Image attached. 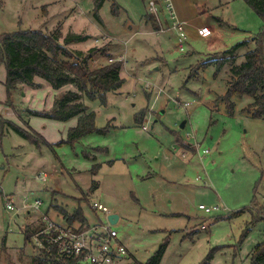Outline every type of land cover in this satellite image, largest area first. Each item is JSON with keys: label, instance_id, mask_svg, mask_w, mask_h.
I'll list each match as a JSON object with an SVG mask.
<instances>
[{"label": "rangeland", "instance_id": "obj_1", "mask_svg": "<svg viewBox=\"0 0 264 264\" xmlns=\"http://www.w3.org/2000/svg\"><path fill=\"white\" fill-rule=\"evenodd\" d=\"M191 1L198 4L183 3L192 15ZM117 3L119 15L112 13L110 0L103 3L99 22L94 0H0V33L61 28L64 36L88 34L68 48L85 54L102 49L94 53L91 68L120 63L124 79L120 89L106 94V103L85 98L96 126L107 128L104 133L70 144L64 129L43 122L48 140L61 132L64 138L38 146L2 127L1 118L12 117L4 108L10 107L6 66L0 64V264H31L44 250L35 235L47 213L35 218L34 208L23 207L26 199L27 204L40 199L42 212L58 204L49 218L60 224L66 220L60 208L80 207L91 224L108 221L106 213L92 209L95 200L119 213L112 228L128 250L124 264L145 263L162 245L160 264H199L216 247L213 264H252V252L264 241V118L244 111L249 96L234 99L233 113L219 99L229 65L218 75L215 64L193 69L257 35L262 18L245 0H199L200 18L211 20V28L222 22L221 31L209 38L188 36L181 50L176 30H157L148 21L152 15L159 23L149 0ZM160 9L167 25L166 9ZM249 49L238 47L237 63ZM66 88L54 96L45 88L36 95L22 85L13 95L16 120L25 127L29 109L50 110ZM96 165L98 173L92 174ZM4 195L13 197L17 210L6 208ZM200 204L219 209L209 213ZM28 227L35 232L26 241Z\"/></svg>", "mask_w": 264, "mask_h": 264}, {"label": "trees", "instance_id": "obj_2", "mask_svg": "<svg viewBox=\"0 0 264 264\" xmlns=\"http://www.w3.org/2000/svg\"><path fill=\"white\" fill-rule=\"evenodd\" d=\"M106 0H94V17L102 22L99 13L100 8ZM112 2V13L119 15L120 5L117 0ZM262 18L264 23V0H245ZM153 27L160 29V24L155 21L154 16H147ZM90 36L88 34L68 32L64 36L61 28L44 31L41 29L26 28L14 32L0 33V64L5 63L6 79L4 85L7 90V105L15 108L13 95L22 85L33 88L41 87L37 78L47 81L52 88L59 90L66 88L55 97L50 110L42 111L29 109L30 116L46 118L56 121H69L77 118V123L67 131L66 142L72 144L85 137L87 134L98 131L104 133L107 128L96 126V113L86 104L85 98L100 99L106 103V94L116 92L124 83L120 75L121 64L110 63L92 69L90 60L94 53L102 49L93 47L87 54L80 50H71L68 45L85 41ZM61 38L63 41L61 42ZM250 42L254 46L245 53V60L237 63L236 51L239 46L247 45ZM221 58H210L193 69L196 73L202 67L210 64L216 65V75L229 65L227 76L226 92L219 96L220 100L226 104L230 113L235 111L236 98L249 96L252 98L244 111L257 118H264V25L262 30L251 39L238 42L230 49L223 51ZM16 109V108H15ZM144 112L141 114L143 115ZM140 118V116H139ZM138 118V119H139ZM22 121V117H20ZM2 127L9 126L26 140L36 144L51 145L46 137L35 130L26 119H23L25 127H22L11 120L1 118ZM61 140L60 143H64ZM59 143V142H58ZM100 165L91 169L92 174H97ZM98 187V182L93 181V189ZM69 224L76 222L82 225L88 224V220L78 207L72 214L60 208ZM236 214V213H235ZM264 219V216H263ZM35 231L30 227L25 229L26 241H29ZM165 246L161 248L145 263L137 261L135 264H160ZM218 247L212 249L210 253L199 264H213L212 260ZM252 264H264V241L258 243L252 252ZM31 264H83L79 259H59L52 252L43 250L35 256Z\"/></svg>", "mask_w": 264, "mask_h": 264}, {"label": "built area", "instance_id": "obj_3", "mask_svg": "<svg viewBox=\"0 0 264 264\" xmlns=\"http://www.w3.org/2000/svg\"><path fill=\"white\" fill-rule=\"evenodd\" d=\"M162 6L167 12V25L165 22H161L159 18ZM148 7L150 12L157 16L161 26L159 30L174 29L178 32L177 44L181 50H184L188 34L185 22L178 17L172 0H149ZM198 34L203 38H209L213 35V31L209 25H203L198 28ZM187 104L189 105V103ZM203 152L206 154L209 149H204ZM4 199L8 210H17L12 196L4 195ZM26 202L27 199L24 200L25 206L35 209L43 204L40 199H36L31 204ZM199 208L210 213L219 209V206L200 204ZM92 209L96 212H104L107 216L111 213L108 206L99 200L92 202ZM76 223H79V226ZM76 223L69 224L66 222L60 224L44 214L42 216V226L37 230L35 239L41 248L52 252L59 259H79L83 264H124L128 257V250L119 240V234L112 228L109 220L86 225H82L80 222ZM205 227L203 224V228Z\"/></svg>", "mask_w": 264, "mask_h": 264}, {"label": "crops", "instance_id": "obj_4", "mask_svg": "<svg viewBox=\"0 0 264 264\" xmlns=\"http://www.w3.org/2000/svg\"><path fill=\"white\" fill-rule=\"evenodd\" d=\"M160 1H162V0H160ZM174 1V3L176 4H174L175 6H176V12H177V14H178V17L181 19V20H183L184 22H185V28H186V31H187V34H188V36L189 37H199L200 35L198 34V28L199 27H201V26H203V25H209V24H211V20H209V19H202V18H200L201 16H200V10H201V6H198L199 5V0H194V2H198V4L196 3L195 4V6H194V4H192V1L191 2H189L190 3V5L192 6V7H194L195 9L193 10V14L191 15L190 14V11H186L187 9H186V5L183 3V0H172V2ZM174 6V7H175ZM190 6V7H191ZM162 13V12H161ZM160 13V15H159V18H160V20H163V21H165V12H163L162 14ZM212 25V24H211ZM221 26H222V22H219V25L218 26H214L213 28H212V31H213V36H214V33H217V32H219V31H221ZM52 29V28H51ZM254 36H256V35H254ZM201 37V36H200ZM253 37V36H252ZM248 39H251V38H248ZM246 46H248V47H250V48H252L253 46H254V43H252V42H250L249 44H247ZM209 54H212V53H209ZM37 81L39 82V83H41V87H39V88H33V90H36L35 91V94L36 95H39V91H42L44 88L45 89H47L48 91H50L51 93H52V96H54V95H56V89H54V88H52V86L47 82V81H45V80H43V79H41V78H37ZM63 89V88H62ZM59 90H61V89H59ZM53 91V92H52ZM53 100H55V97L53 98ZM52 103V102H51ZM52 106H53V104H52ZM5 109H6V111H7V113L8 114H10V115H8V116H11L12 118H10V117H6V120H11V121H13L14 123H16V124H18V125H20V121L19 120H16V119H18V116L16 117V113L14 112V110L12 111L10 108H6V107H4ZM49 108V107H48ZM33 109H37V110H39L38 108H33ZM20 118V117H19ZM5 119V118H4ZM21 120V119H20ZM28 122H29V124L35 129V130H38V131H40L41 133H43V135L45 136V134L46 133H49L50 134V132H47V129L46 130H43V129H41V126H42V123L43 122H46V124L48 125V124H50V125H52L51 127H53V129H54V127H61L62 129H64V132H66L67 133V131H68V129L71 127V126H74L76 123H77V118H74V119H71V120H69V121H56V120H51V119H46V118H40V117H36V116H31V118H29V119H26ZM56 126H55V125ZM46 125V126H47ZM21 126V125H20ZM45 126V127H46ZM67 130V131H66ZM65 133V134H66ZM62 139V138H64V135L62 134V132H61V136H57V137H52V141H50V142H56V141H58V139ZM47 139V138H46ZM54 206L52 207L54 210H55V208L54 207H56V208H58L59 209V206H58V204H53ZM58 206V207H57ZM17 207V206H16ZM23 207H26L25 205H23ZM40 208V207H39ZM38 208V209H39ZM38 209H35L34 208V211H36V216H35V218L36 217H38L39 218V216L42 214V213H47L48 214V216L50 215V214H52V212H55L53 209H48V210H46V211H44V212H42V211H40V209L38 210ZM64 209V208H63ZM65 210H67L66 208H65ZM27 211L29 212V210L27 209ZM69 213H73V210L71 211V210H67ZM119 214V213H118ZM32 221H33V219H32ZM67 221L65 220L64 221V223H66Z\"/></svg>", "mask_w": 264, "mask_h": 264}, {"label": "water", "instance_id": "obj_5", "mask_svg": "<svg viewBox=\"0 0 264 264\" xmlns=\"http://www.w3.org/2000/svg\"><path fill=\"white\" fill-rule=\"evenodd\" d=\"M185 126V122L181 124V127ZM108 220L111 224H115L119 220V214L118 213H110L108 215Z\"/></svg>", "mask_w": 264, "mask_h": 264}]
</instances>
